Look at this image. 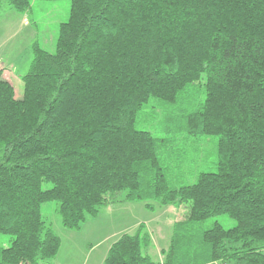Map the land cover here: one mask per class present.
<instances>
[{"label":"trees","instance_id":"1","mask_svg":"<svg viewBox=\"0 0 264 264\" xmlns=\"http://www.w3.org/2000/svg\"><path fill=\"white\" fill-rule=\"evenodd\" d=\"M33 1L0 8L26 13ZM70 1L55 53L33 46L22 98L0 70V233L13 236L0 264H55L61 238L44 202L56 201L63 225L78 230L123 200L190 210L163 261L148 253L141 225L111 245L104 264H174L189 223L220 214L236 225L204 231L198 264H264V0ZM202 81L206 99L186 128L219 136L217 171L174 187L157 137L137 117L152 98L177 102Z\"/></svg>","mask_w":264,"mask_h":264},{"label":"rangeland","instance_id":"2","mask_svg":"<svg viewBox=\"0 0 264 264\" xmlns=\"http://www.w3.org/2000/svg\"><path fill=\"white\" fill-rule=\"evenodd\" d=\"M70 9V0H35L26 13L16 11L7 2L0 8V64L5 66L18 98L24 96L23 76L32 63L34 44L55 53L60 25L69 19ZM205 99L204 81L195 82L181 91L177 102L152 98L138 114L137 127L157 137L158 156L171 186L193 184L201 172L217 171L219 136L193 135L186 128L188 115L201 107ZM147 179L142 185L144 189L149 184ZM51 186L50 182L44 183L45 188ZM127 192L124 190L115 196ZM112 196L109 194V199ZM41 208L44 219L61 238L55 264H104L112 243L123 233H136L141 225L151 236L148 253L154 260L163 261L170 255L167 250L172 244L174 225L187 219L190 202L153 209H148L141 201L108 202L97 216L88 218L78 230L63 225L56 201H46ZM193 223H189L192 235L189 242L180 245L177 240L175 244L174 264H198L203 258L204 231L216 223L226 229L236 225L235 219L228 214ZM12 238L10 234L0 233V247L9 246ZM163 249L165 254H162Z\"/></svg>","mask_w":264,"mask_h":264},{"label":"crops","instance_id":"3","mask_svg":"<svg viewBox=\"0 0 264 264\" xmlns=\"http://www.w3.org/2000/svg\"><path fill=\"white\" fill-rule=\"evenodd\" d=\"M0 70H2L3 72V78L7 81H9V76H8V72L5 70V66H3L2 64H0ZM11 83V81H9ZM12 84V83H11ZM118 202V201H115V203ZM119 202H129L128 200H123V201H119ZM112 203V202H111ZM125 234V233H123ZM122 234V235H123ZM113 244V243H112ZM111 247V246H110ZM110 249V248H109ZM162 261V260H161Z\"/></svg>","mask_w":264,"mask_h":264},{"label":"built area","instance_id":"4","mask_svg":"<svg viewBox=\"0 0 264 264\" xmlns=\"http://www.w3.org/2000/svg\"><path fill=\"white\" fill-rule=\"evenodd\" d=\"M212 264H224V263H220V262H214V263H212Z\"/></svg>","mask_w":264,"mask_h":264}]
</instances>
